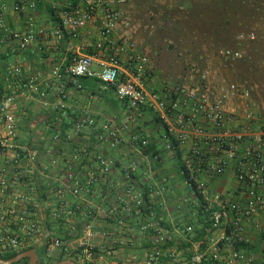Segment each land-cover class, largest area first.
<instances>
[{
  "label": "crops",
  "instance_id": "0c3cea01",
  "mask_svg": "<svg viewBox=\"0 0 264 264\" xmlns=\"http://www.w3.org/2000/svg\"><path fill=\"white\" fill-rule=\"evenodd\" d=\"M2 1L9 7L19 1L35 3V10L28 11L27 15L9 9L5 19L8 30L25 32L27 16H32L35 27L47 32L46 37L38 36L22 51L16 50L10 41L0 44V89L7 87L4 71L9 63L19 62L23 66V83L31 74L39 76L35 90L22 87L12 106L17 129L14 144L29 148L37 159L36 169L22 182V189L26 192L33 188L37 195V205L30 206V209L37 214L40 233L26 240L25 248L33 247L37 254L53 238L77 247L84 238V225L90 224L93 237L89 244L93 247L96 264H144L154 249L153 240L159 231L171 236V243L163 248L172 251L175 258L163 256L153 264H191L190 257L208 249L213 232L211 228L205 229L202 238L196 236L200 238L199 241H191L194 231L202 229L203 222L195 204L181 203L192 192L184 185L180 160L162 147L165 130L156 121L151 109L145 107L134 113L125 102L116 100L109 87L103 88L97 79L91 77L78 79L81 90L67 85L65 108L61 111L55 107L58 82L51 76L52 68L70 63L75 56L88 55L94 60L92 69L98 71L97 44L105 46V40L97 34L95 22L79 31L76 39L68 33L61 39L51 36L50 31L59 21V9L80 0ZM116 1L123 18L130 23L129 27L119 23L113 30L111 38L117 43L132 41L134 28L138 27L140 31L145 29L150 25L147 16L152 14L161 17L163 23L158 22V28L164 24V17L167 16L179 29L184 28L186 39H201V53L205 55L225 47L237 49L235 42L242 40L239 33L247 27H252L250 29L256 32L262 31L260 35H264V22L255 23V19L249 17L251 12L247 13L254 8L250 0ZM95 10L96 15L100 16L102 9L97 5ZM135 11L146 17L142 21L139 19L138 24L131 18V13ZM191 21L198 27H187L186 24ZM1 33L0 29V36ZM243 37L247 39L248 35ZM135 49L143 54L138 51L137 45ZM237 50L241 52L240 48ZM126 57L127 52L119 55L124 67ZM237 66L233 64L234 76L238 72ZM242 78V75L239 76L232 84L247 85L241 84ZM250 82L249 97L246 99L239 94L227 99L225 111L235 115L238 122L243 120L246 113H252L257 124L255 131H258L264 129V80L259 76L254 83L253 79ZM147 90L153 91L151 88ZM156 91L160 93L159 89ZM81 118H92L95 125L78 128L77 121ZM127 118H131L132 122L129 128H124ZM54 119L57 121L54 122ZM107 122L114 123L121 130L125 142L118 148L111 149L97 141L101 126ZM198 124L204 125V122ZM132 137H136V140H131ZM139 140H147L148 145L141 147ZM98 157L109 163L111 171L106 176L98 169ZM5 161V157H0V167L7 166ZM132 162L137 164V168L127 173L125 168ZM233 166H229L222 179L204 177L211 191L224 193L231 200L242 202L244 197L235 187ZM68 173L81 181L92 179L90 192L82 193L80 197L72 196L73 181L67 178ZM134 193H139L143 198L139 209L119 202L121 197H125L131 204L135 199ZM56 199L66 202L72 210L71 216L53 218L49 204ZM11 203L9 200L8 207ZM6 226L5 223L0 224V230L6 229ZM187 226L193 228L191 234L183 232ZM246 233L250 243L240 249L253 256L251 264H264V211L254 216ZM47 252L51 258L62 251L50 249ZM46 261L50 263L51 259ZM38 262L39 258L36 264Z\"/></svg>",
  "mask_w": 264,
  "mask_h": 264
},
{
  "label": "built area",
  "instance_id": "2783aa9c",
  "mask_svg": "<svg viewBox=\"0 0 264 264\" xmlns=\"http://www.w3.org/2000/svg\"><path fill=\"white\" fill-rule=\"evenodd\" d=\"M97 5L102 9L100 16L95 13ZM9 9L27 15L28 11L35 10V3L19 1L9 7L0 0V44L10 41L16 50L22 51L38 36H47L44 29L35 27L32 16H27L25 32L8 30L5 19ZM58 18V23L50 31L53 38L61 39L68 33L71 38L76 39L79 31L95 22L97 34L105 40V46L97 44L98 71L92 69L94 60L88 55L75 56L70 63L52 68L51 76L58 82L56 109L62 111L65 108L67 85L82 89L78 83L81 77L97 79L103 88L109 87L116 100L125 102L134 113L145 107L151 109L156 121L165 130L162 137L163 149L172 156L176 155V148L182 153L181 174L184 185L192 193L189 198L182 199L181 203L201 207L211 223L213 234L208 249L193 255L190 263L251 264L253 256L244 253L240 247L250 243L246 233L247 226L253 223L257 213L264 211V129L255 131L256 119L250 112L238 122L235 115H229L225 111L227 99L239 94L247 99L248 92L240 93L238 86L231 84L218 98L213 99L206 86L204 73L200 75L201 84H177L164 87L160 93L147 90L141 81L149 65L147 55L138 53L136 44L132 41L117 43L111 38L119 23L130 26L129 21L123 18L116 0H80L79 3L59 9ZM243 38L240 36V39ZM247 39L254 40V34L248 35ZM124 52H127L125 67L119 58ZM219 54L227 59L241 58L239 52L229 49L220 50ZM196 71L198 72L197 69ZM4 72L7 87L0 91V157L6 158L7 166L0 167V224L5 223L7 226L0 230V253L24 249L26 240L35 238L40 233L37 214L30 209V206L37 205V195L33 188L26 192L22 189V182L36 169L37 159L29 148L14 144L17 129L12 111L18 91L22 87L34 91L39 76L31 74L23 83V66L19 62L7 64ZM41 96H44L43 93ZM131 122V118H127L124 128H129ZM198 122H204V125ZM86 125L93 126L95 121L92 118L77 121L78 128ZM131 140L135 141L136 137ZM97 141L111 149L118 148L125 142L121 130L111 122L101 126ZM138 143L141 147L148 145L147 140H139ZM97 163L103 175L110 173L109 163L104 158L98 157ZM230 165H234L235 187L243 193L242 202L233 201L224 193L211 191L204 177L222 179ZM136 168L137 164L132 162L125 170L132 173ZM67 178L73 181L72 196L80 197L82 193L90 192L92 179L81 181L75 179L72 173H68ZM134 198L131 204L125 197H121L119 202L139 209L143 198L139 193H134ZM9 200L12 203L8 207ZM49 206L55 219L72 215V210L63 200L56 199ZM120 225L123 223L120 222ZM83 228L84 238L77 247L73 248L68 242L53 238L46 243L47 251L59 249L74 255L77 264H96L93 247L89 244L93 237L91 225L85 224ZM183 232L191 234L193 228L187 226ZM171 241L168 233L157 232L153 240L154 249L144 264H153L163 256L174 259V253L163 248Z\"/></svg>",
  "mask_w": 264,
  "mask_h": 264
},
{
  "label": "rangeland",
  "instance_id": "374dc122",
  "mask_svg": "<svg viewBox=\"0 0 264 264\" xmlns=\"http://www.w3.org/2000/svg\"><path fill=\"white\" fill-rule=\"evenodd\" d=\"M131 18L135 24H138L139 19L142 21L146 17L135 11L131 13ZM147 19L150 25L141 31L138 27L134 28L131 38L136 43L138 51L149 58L147 72L145 76L141 77V81L145 87L147 86V89L151 88L157 92L158 89L161 91L164 87L177 84H201L200 75L204 73L205 83L214 99L234 83L232 81L246 74L239 61L234 62L233 59L224 58L219 54V51L209 55L202 54L201 39H186L187 32H184V28L179 29V26L168 20L167 16L164 17V24L160 28L157 27L158 22H162L160 16L152 14V16H147ZM188 23L186 26L189 28L198 27L193 21ZM239 53L241 58L244 57L242 49ZM235 63L238 64L236 76H234L235 69L233 70ZM258 65L260 69H264L262 64ZM204 68L205 70H202ZM260 76L264 78V70H261ZM59 254H53L50 263Z\"/></svg>",
  "mask_w": 264,
  "mask_h": 264
},
{
  "label": "trees",
  "instance_id": "16d2710c",
  "mask_svg": "<svg viewBox=\"0 0 264 264\" xmlns=\"http://www.w3.org/2000/svg\"><path fill=\"white\" fill-rule=\"evenodd\" d=\"M250 1L254 5V8L252 11H249V12L247 11V13H249V14L251 12V15H249V17L251 16V18L253 20L255 19L254 20L255 23L264 22V0H250ZM250 28H252V27H247L246 29L242 30V32L239 34H241L240 36L254 34V36H255L254 40L251 41L249 39H242V40L238 39L235 42L237 49L240 48L244 52V57H242L240 59H236V60L239 61V64L244 67L245 72H246V74L242 78L241 84H247L245 86H243V85L240 86L237 84L236 85L238 86L240 93L247 91L248 94H250L249 87H250V84H252V82H250L251 79H253V83H254L256 78H258L260 76L261 70H264V69H260L259 65H258V64H262V66H264V35H262V34L260 35V33H262V31L257 30V32H256V30L254 31L253 29H250ZM223 49L224 50L229 49V50H233L235 52H239V50H237V49H232V48H228V47L222 48V50ZM262 68H264V67H262ZM261 79L264 80V78H262V77H261ZM0 91H3V89H0ZM56 121L57 120L54 119V122H56ZM53 126L55 127L56 125H53ZM176 156L181 162L182 153L177 148H176ZM180 168L183 169V166ZM37 191L40 194V191L39 190H37ZM200 205H201V203H200ZM197 213H198V216L201 217V219H202L201 222H203V227L201 230L194 231V233L192 235V240H191L194 242H197L200 240V238L196 237V236L201 237L202 235H205V229L207 230V229L211 228V223L208 220V215L205 214V212L201 209V207L197 208ZM206 233L208 234L209 232H206ZM31 249H34V248L28 247V248L19 249L16 251L3 252V253H0V259L3 261H8V260L14 258L15 256H17L18 254L25 252L27 250H31ZM37 256L39 258L38 264H56V263H59V262L66 260V259H71V260L75 261L74 255H72V254L69 255V254H66L62 251V252H60V254L56 258H54V260H52L51 263H49L46 261L47 259L50 258L46 248H43L41 251H37ZM190 258H189V260H190ZM28 261H29L28 258H24L21 261L14 263V264H28Z\"/></svg>",
  "mask_w": 264,
  "mask_h": 264
},
{
  "label": "water",
  "instance_id": "95a60500",
  "mask_svg": "<svg viewBox=\"0 0 264 264\" xmlns=\"http://www.w3.org/2000/svg\"><path fill=\"white\" fill-rule=\"evenodd\" d=\"M24 258L29 259L28 264H36L37 259H38L35 251L31 249V250H27L25 252L18 254L17 256H15L14 258H12L8 261H3L0 259V264H14V263L21 261ZM56 264H77V263L71 259H66V260L59 262V263H56Z\"/></svg>",
  "mask_w": 264,
  "mask_h": 264
}]
</instances>
